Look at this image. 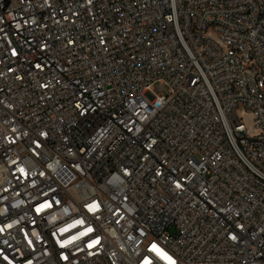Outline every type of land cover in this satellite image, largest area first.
Returning a JSON list of instances; mask_svg holds the SVG:
<instances>
[{"label": "built area", "instance_id": "1", "mask_svg": "<svg viewBox=\"0 0 264 264\" xmlns=\"http://www.w3.org/2000/svg\"><path fill=\"white\" fill-rule=\"evenodd\" d=\"M0 264H264V0H0Z\"/></svg>", "mask_w": 264, "mask_h": 264}, {"label": "rangeland", "instance_id": "2", "mask_svg": "<svg viewBox=\"0 0 264 264\" xmlns=\"http://www.w3.org/2000/svg\"><path fill=\"white\" fill-rule=\"evenodd\" d=\"M153 92L155 94H164L166 93V87L160 84H156L153 88ZM243 123L250 128L251 125V120H250V115L249 114H244L243 116ZM251 129V128H250Z\"/></svg>", "mask_w": 264, "mask_h": 264}]
</instances>
